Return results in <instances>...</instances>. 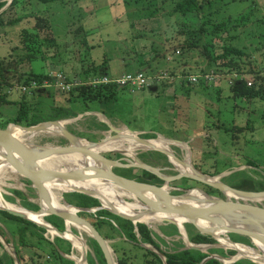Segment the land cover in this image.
I'll list each match as a JSON object with an SVG mask.
<instances>
[{
	"label": "rangeland",
	"instance_id": "rangeland-1",
	"mask_svg": "<svg viewBox=\"0 0 264 264\" xmlns=\"http://www.w3.org/2000/svg\"><path fill=\"white\" fill-rule=\"evenodd\" d=\"M3 1L6 2V5L10 2V0ZM6 5L3 7L4 9L2 8L3 10L7 8ZM222 7L227 8V14H231L233 19L238 17L240 13H252V19L264 21V0H213L210 5L205 6L200 11L186 16L173 14L171 3L168 0L163 4L162 0H138L136 3L131 2V4H124L122 0H64L63 3L57 1L49 4L39 2L24 10L25 16L23 18L25 19L20 23L15 26L5 25L4 28H0V56L12 54L16 60L24 58L23 62L18 61L20 73L46 74V77L28 81H25V78L21 81L13 80L12 85L14 86L7 92L17 90L19 94H31L34 91L46 93L47 90H51L56 93L62 91L63 86L67 91L70 88L63 85L62 80L63 82L69 80L72 84H80L82 80L95 81L104 77L111 80L106 83L107 85L118 86L119 83L116 80L120 81L123 75H135L144 69L148 75L146 77L156 79V86L158 87L156 93L150 92L147 86L141 90H135L136 88L132 85L124 87L120 85L116 92V98L112 101L90 102L86 106L77 105L76 111L87 110V112H79L76 117L60 120L64 123V128L73 136L83 139L82 145L87 143L85 140L97 141L107 137V140L101 144L113 143L123 149V153L109 151L112 149L97 152L102 158H109L112 154L119 155L116 161L120 166L111 168L112 172L118 175L130 174L127 170L136 169L130 167V164L137 161L143 162L140 156L148 162H143L144 164L155 168L163 176L173 177L177 175L175 167L171 163L170 165L162 164L158 155L154 153L155 151L146 150L143 147H133L132 141L128 137H124L128 136V133H121L126 131L123 129L126 128L127 131H143L142 133H135L142 138L153 137L152 139H154L162 136L164 139L183 142L187 147L190 164L204 175L216 177L221 182L234 184L243 182L246 176L236 172H243L253 176L256 180H263L264 99L233 98L229 88L242 82L248 86V82L252 81L251 76L248 75L250 73L255 72L264 76L262 74L264 71V60H262L264 47L260 45L261 40H263L260 38L262 37L260 34L263 35L264 33V24L257 21L258 23H249L245 27H238L236 29L238 40L232 41V43L237 44L235 46L244 48L248 56L244 62L242 61V64H247L251 60L256 61L255 64L260 69L250 72L222 71L216 67L219 62L213 63L211 60L213 56L216 57L220 53L221 41L210 42L213 43L215 50L209 46V54H206L203 46L205 40L209 43V40L219 34L218 27L220 28L221 23L225 22L218 17L216 12L220 10L226 20L228 19ZM14 16L13 11H8L5 20ZM37 17L42 19L44 24L47 22L46 19L49 20L54 41L52 45L47 41H37L32 53L41 59L30 63L24 56L26 54L24 47L19 43L20 32L28 29L32 33H38V29L34 28ZM201 26L206 27L205 32L203 37H197L198 29ZM48 33L49 31H41L39 39L42 40ZM184 41L194 43L196 46L185 52L188 58L191 57L188 59L191 62H187L191 66L190 68L198 70L196 73L188 75H196L195 78L197 79L194 81L186 79L187 75H183L184 60L182 58H179L176 63L170 58V54L177 47L176 45ZM163 55L164 58H161ZM175 55L179 57V51H176ZM208 61L211 64L210 69L201 72L200 69H205L209 64ZM139 62H145L148 64V68L146 65L141 67ZM172 67H175V70ZM93 69L96 70L95 75ZM243 70H246V67ZM153 71L158 72L155 73L156 76L150 73ZM234 74H237L238 77ZM54 75L58 81L53 82L55 85L51 86L50 80ZM150 84L154 85L155 83L152 81ZM17 97L19 96L16 93L11 95L12 100ZM59 102L62 103L60 100ZM5 109L6 111L4 110L3 113L6 117L10 116L15 107H6ZM246 124H248L247 127ZM239 126L245 127L246 130L237 133L234 127ZM110 127L117 129L119 132L118 139L109 138L115 134L110 130ZM24 138L25 143L31 146L57 147L68 144L61 134L42 132L36 133L32 137L26 135ZM167 146L180 159L186 158V150L179 144L172 143ZM127 148H130L131 152H128ZM247 161H251L259 167H251L246 164ZM176 168H178L177 165ZM254 169H258L257 171L262 175L255 174ZM135 171L132 170L131 175H138ZM163 183L164 181L161 185ZM0 187L3 190L2 197L5 200L13 198L15 196L13 191L18 190L26 196L30 204L37 205L39 210L40 198L37 190L31 182L17 173L5 170L2 174ZM190 188H199L204 192H210L213 197L224 199L222 193L212 191L207 186L190 179L183 178L167 183V191L173 195ZM56 193L60 194L61 203V197L65 201L63 192ZM197 193L201 195L199 192ZM231 199L234 200L233 197ZM236 199L242 202L241 199ZM124 200L132 202L129 198H124ZM15 201V205L20 206V199L16 198ZM245 202L251 207L255 205L260 209L264 207V200H245ZM14 203L11 202V204ZM20 207L27 209L23 206ZM1 220L0 214V229L5 231L7 238L12 237ZM143 224L150 228L154 234L169 242L179 240L186 245L179 229V236L168 238L163 235L162 230L164 228L162 226L169 223L157 219ZM50 225L52 226V224ZM72 228L75 229L76 233L71 232L86 252V262H80L82 248L79 251L74 250V261L76 264H89L88 257L92 259L94 254L86 242V237L91 236L79 227L73 226ZM45 231L44 236L55 237L48 230L45 229ZM158 231L162 236L158 234ZM230 234L246 236L238 233ZM224 237L227 238L225 235ZM248 238L253 246L229 239L233 243L250 247L258 255H263V247L250 237ZM4 242V237L0 235V259L5 263L8 262L7 258L13 259L14 251L11 243L7 246ZM106 242L109 246V242ZM143 246L151 248L149 245ZM170 246L173 247L174 245ZM177 246L178 244L175 245V247ZM208 248H204L201 252L207 253ZM217 248L222 249L226 254L228 251L233 252L232 255L226 257L213 254L222 259L220 261L222 264L249 260L243 257L238 258L237 251L232 248L225 246ZM163 249L166 250V246H163ZM111 252L115 263H117L112 249ZM21 253L27 256L32 252L21 250ZM160 256L162 257V255ZM104 261L106 264L105 257Z\"/></svg>",
	"mask_w": 264,
	"mask_h": 264
},
{
	"label": "trees",
	"instance_id": "trees-1",
	"mask_svg": "<svg viewBox=\"0 0 264 264\" xmlns=\"http://www.w3.org/2000/svg\"><path fill=\"white\" fill-rule=\"evenodd\" d=\"M57 1L60 3L64 2V0H12L9 6L0 13V28H4L5 25L15 26L20 23L23 19H25L23 18V16H25L24 10H26L27 8H31L34 4L36 5L39 2L49 4ZM122 1L124 4H131V2L136 3L138 0ZM168 1H170L171 3V11L173 14L186 16L188 14L200 11L205 6L210 5L213 0ZM165 2L166 0H162V4ZM5 5L6 2L0 0V10ZM226 9L227 8H223V12L228 16L227 20L220 10L219 12H216L218 17H220L221 20L225 21L226 23H221L220 28L218 27L219 34L209 40V43L214 41H221L219 46L220 53H218L216 57L213 56L211 60L213 61V63L219 62V65H217L216 67H219L222 71L234 70L239 72H250L259 70L260 68H257V65L255 64L256 61L251 60L248 61L247 64H242V61L244 62V59L246 57L248 58V56L246 55L244 48L242 49L241 47L235 46L237 44L232 43V41L238 40V38L236 37V29L238 27H245L249 23H258L257 21H259L261 24H264V21L252 19V13H240L238 17H235L233 19L231 14H227L228 11H226ZM8 11H13V15L15 16L13 18L10 17L9 19L5 20V15ZM46 21V24H44L42 19H40L39 17L36 18L34 28L38 29V33H32L31 31H28V29H24L20 32L21 36L19 43L20 45H22V47H24L23 49L24 51H26V54L24 56L30 63L41 59L37 58V56L32 53V50L35 48V43L37 41H47L50 45L53 44L54 38L52 37L53 34L51 31L50 22L47 19ZM205 29L206 27L201 26L198 29L199 34L197 37H201L205 32ZM41 31H49V33L45 37H43L42 40L39 39V33ZM260 36H262L260 38H263V40H261L260 42V45L264 47V33L263 35L260 34ZM209 43L206 40L204 41L203 46L206 54H209V46H212L214 48L213 43ZM176 46L177 47H175L174 51L170 54L171 60H174V63H176L179 58H182L184 60L183 75L188 76L191 73H196L198 70L191 69V66L187 63L191 62L188 61V59H191V57L188 58V55L185 54V52L195 48V44L184 41L180 42ZM176 51H179V57L175 55ZM161 58H164V55L161 56ZM23 60L24 58L16 60L12 54H9L8 56H0V129H5L8 124H15L20 127H30L44 122L60 121L65 118H73L76 117L80 112L75 110V107L77 105L83 104L84 106H86L87 103L90 102H108L116 98V92L118 89L117 85L96 84L95 86H93V81L90 79L80 81L82 84H72L68 79L67 80L69 82L66 80L65 82H63L62 80L61 82L64 85L69 86L70 88L68 91L62 89V91L60 90L56 93L55 91L52 92L51 90H47L46 93L34 91L31 94H19L17 90H15L14 92L12 90L7 92L14 86L12 85L13 80L21 81L25 78V81H28L30 79H41L43 77H46V74L40 75L34 74L32 72H30L29 74L20 73L18 61L23 62ZM262 60H264V57L262 58ZM139 65L141 67H144L146 65V68H148V64H146L145 62H139ZM210 67L211 64L209 62L206 68H202V70L200 69V71L202 72L203 70H208L210 69ZM244 67H246V70H243ZM172 68L173 70H175V67ZM93 71L95 75L96 70L93 69ZM140 72L148 76L144 69L140 70ZM150 73L152 75H155V73L157 74L158 72L153 71ZM162 74L165 75V73ZM57 81L58 79L56 75H54V77H52L50 80V85L54 86L55 84L53 82ZM229 90L233 98H240L245 100H262L264 99V76L256 75L253 78V84L251 86H247L246 83L242 82L238 85L231 86ZM15 93L19 97L12 100L11 95ZM42 99L43 101H41ZM59 100L62 103H60ZM6 107H15V110L10 114V116L5 117L3 112L4 110L6 111ZM83 112H87V110H83L80 113ZM11 126L13 125H10L9 127ZM247 126L248 124H246V127ZM234 130H236L237 133H242L246 129L245 127L239 126L234 127ZM154 153L158 155V158L162 164L170 165L167 157L164 154L156 151ZM118 157V154H112L109 156V159L117 160ZM140 159L144 163H148L143 160V157L141 156ZM246 164L251 167H259L251 161H247ZM132 170L134 171L136 169H129L127 170V172L130 174L123 173L122 175L132 178ZM257 170L254 169L253 172L255 174H260ZM136 172L138 173V175H136L134 178L140 182L159 186L162 183V180H160L157 176L150 172L140 169H137ZM236 173L245 175L246 178H244V181L239 182L238 184H234L232 182H227L225 184L229 185L232 188L245 191L264 190V179L256 180L253 176H249L246 173ZM208 188L212 191H217L211 187ZM199 193L203 195V193ZM206 193L210 195V192ZM13 194L15 196L13 198H8L6 200L7 202L14 203L16 202L15 199L19 198L20 206H23L32 211L38 210V206L30 204V202L27 201L26 196L21 191L15 190L13 191ZM177 194H180V192ZM63 197L66 203L77 208L93 209L100 206V203L97 199L81 193H64ZM0 214L2 217L1 223L6 229L9 230V232L12 234V237L7 238L3 229H0V235L4 237L7 244H12L13 251L15 252L19 264H74L73 260L67 259L62 256V254L70 255L72 252V245L69 241L55 236L53 241L51 242L45 238L44 233L46 231L44 228H41L25 219L13 216L5 211H0ZM78 215L87 220L98 231L101 237L109 242L110 248L115 253L117 264H201L204 259L213 254H218L221 257H226L227 255L233 254L232 251H228V254H226L225 251H223L222 249H218L217 247L208 248V252L204 253L194 248H188L182 241L179 240H171L169 242L166 239L154 234V232L145 224L137 223L136 225H134L131 221L120 218L119 216L114 215L104 209L96 210L95 212L80 211L78 212ZM44 220L52 224V226L58 231L62 232L65 230V223L59 217L46 216L44 217ZM162 228H164V230H162V233L165 237L169 238L179 236L178 228L173 224H166V226H162ZM184 229L188 241L193 245H211L216 242L213 238L198 232L196 228L190 223H185ZM71 231L76 233L75 229L72 227ZM229 238L234 242L253 246L251 240L246 236L229 234ZM86 242L94 254V258L91 259L88 257L89 264H104L105 261L103 253L97 242L91 237H86ZM177 244L178 246L175 247V245ZM143 245H149L151 248L144 247ZM170 245L174 246L171 247ZM163 246H166V250L163 249ZM21 250H30L32 253L25 256L21 253ZM160 255H162V257ZM7 259L8 262L5 263L0 259V264H15L12 258ZM202 264H222V262H220V260L218 259L210 258ZM232 264L257 263H253L249 260H239Z\"/></svg>",
	"mask_w": 264,
	"mask_h": 264
},
{
	"label": "water",
	"instance_id": "water-1",
	"mask_svg": "<svg viewBox=\"0 0 264 264\" xmlns=\"http://www.w3.org/2000/svg\"><path fill=\"white\" fill-rule=\"evenodd\" d=\"M12 0L6 5L9 6ZM4 9V8H3ZM0 10V12L3 11ZM149 91L155 92L157 87H150L148 88ZM60 121H50L40 123L35 126L30 127H20L15 124H8L5 129H0V147L2 148V158L6 164L14 169V171L20 175L21 177L25 178L29 182L32 183L33 187L37 190V193L40 198V202L43 199L46 203L49 204V195L46 189L43 188L42 183L48 182V184L52 185H61L64 184L63 180L67 178L73 179H94L102 184H112L114 187L124 191L125 193L131 195L130 199H136L141 204L145 206V210L143 211H135L131 214H124L119 212L116 206L110 202L106 201V197L101 194L100 192L94 189L88 188H80V187H71L69 190L64 191L63 193L69 192H76L87 195L89 197L95 198L100 203V206L93 209H80L75 208L77 211H96L98 209H105L110 213L119 216L120 218L126 219L131 221L133 224L136 223H145L142 222V218H154L159 213L169 212L172 215L169 217H161L160 220L163 222L173 224L178 227L180 230L181 235L186 243L188 248H194L198 250H203L204 248L208 247H224V245L220 242L219 238H217L218 231H224L225 236H227V240L234 245L237 243H233L228 238V234L230 233H238L243 234L255 242L259 243L263 247V255H260L261 258L257 257H243L251 260L254 263L262 264L264 261V207L262 209L258 208L256 205L251 207L245 200L252 201V200H264V190L263 191H245L239 190L230 187L229 185L221 182L216 177H212L209 175H204L203 173L196 170L194 166L191 165L194 173H187L181 172L180 170L176 169L175 162L179 164H184L185 158L180 159L176 156L172 150L170 149L171 154H168L167 151L157 148H148L150 151H156L164 154L169 163L175 167L177 172L176 176L173 177H166L163 176L161 173L158 172L153 167H150L144 164L141 161H137L135 163H131L130 167H134L136 169L144 170L150 172L157 176L160 180L164 181L163 185H153L144 182H140L134 179H130L112 172L111 168L120 166L118 161L112 160L109 158H102L99 154L92 149H89L82 145L73 144L71 140H83L79 137L73 136L70 132H68L65 128L61 131V136L64 137L68 144L65 146H57V147H49V146H31V145H24L21 141L11 136L8 132V128L10 125L20 128L27 133L34 132L39 129L40 126L44 124H57ZM110 130L113 131L115 134L113 136H109L112 139L119 138V132L117 129L110 127ZM130 131V130H128ZM134 133L133 131H130ZM154 139H157L154 138ZM107 140V137L103 139H99L97 141H87L88 144L98 145ZM136 140L140 142H146L152 140L151 138H142L136 135ZM171 140V139H167ZM175 141V140H174ZM178 142V141H175ZM183 143V142H178ZM147 150V149H146ZM119 152L120 151H115ZM66 155H81L83 157V170H68V171H52L50 169H44L39 166H35V162L38 160H43L50 158L51 156H66ZM88 161H96L99 162L103 166H90ZM129 167V166H127ZM190 179L197 183H201L208 187H211L218 192L224 195V199L213 197L203 190L199 188H192L187 189L181 192L180 194L173 195L167 191V183L172 180L178 179ZM43 181V182H42ZM150 189L154 192L152 194ZM196 189L201 191L208 199V203L211 204L209 206H199L192 204L193 201L202 203L200 198L196 197L195 195L191 194L192 190ZM231 192L233 194L234 200L228 198L226 196V192ZM236 198L242 200L239 202ZM63 199V198H62ZM70 206V205H68ZM0 210L5 211L13 216L25 219L30 221L37 226L48 230L49 232H54L59 237H62L70 242L71 239L66 238L65 235H72L74 238L76 237L69 228H67L68 222H73L76 225H84L86 227V232L99 244L102 252L104 253V257L106 260V264H117L113 259V255L111 252L110 247L108 246L107 242L101 237V235L95 230V228L86 220L82 219L78 216V214H70L68 212L55 210L50 206V209L44 211L41 203H39V210L32 211L42 215L43 219L45 216L53 215L57 216L64 220L65 222V231L61 232L57 229L53 228L50 224L45 222L39 223L36 222L28 217L25 212L17 211L8 208H1ZM190 223L192 224L198 232L201 234L207 235L213 238L216 241V244L213 245H193L191 244L187 237L186 232L184 230L183 224ZM209 223L210 225H206ZM82 241V240H81ZM7 246L6 242H4ZM234 249V248H232ZM237 251L236 249H234ZM238 252V251H237ZM210 258H215L218 260H222L217 256H210L204 259L202 263L207 261ZM15 264H19L16 258L15 252L13 257ZM80 262H86V252L82 248V256ZM228 263V262H227Z\"/></svg>",
	"mask_w": 264,
	"mask_h": 264
},
{
	"label": "bare ground",
	"instance_id": "bare-ground-1",
	"mask_svg": "<svg viewBox=\"0 0 264 264\" xmlns=\"http://www.w3.org/2000/svg\"><path fill=\"white\" fill-rule=\"evenodd\" d=\"M63 128H64V123L58 122L57 124H52V123L44 124V125L40 126L39 129H37L36 131L30 132V133H27L24 130H21L20 128L13 127V126L8 128V132L11 136L18 139L19 141H21L25 145L26 140L24 137L26 135H28V137H32L34 134L42 133V132L43 133L61 134V131ZM123 129H125L126 131L121 132V133H125V132L128 133V136L126 135L124 137H128L130 139V141H132V143L134 144L132 146L135 148L136 147H143L146 149L157 148V149L165 150V151H167L168 154H171L170 149L168 148L167 145L172 144V143L179 144L180 146H182V148H184L186 150V158H185L186 160H185L183 165L182 164L180 165L179 163L175 162V164L179 168V169L178 168H176V169L180 170L181 172H187V173H191V174L194 173L191 165L189 164L188 151H187V147L184 143H178V142H175L174 140H167L161 136H158L157 139H152V140H149V141H146L143 143V142L136 140V134L131 133L130 131H127L126 128H123ZM81 141L82 140H77V139L71 140V142L73 144H77V145H82ZM26 145H28V144H26ZM82 146H85L89 149H92L95 152H100L103 150L107 151L108 149H112L109 151H120L123 153V151H122L123 149H120L118 146H115L113 143H104V144H98V145L86 143L85 145H82ZM127 151L131 152V149L127 148ZM127 153H124V154H127ZM83 160L84 159L81 155L51 156L50 158L36 161L35 166L36 167L39 166V167L44 168V169H50L52 171H62V172L68 171V170H83L84 169ZM88 164L90 166H94V167H98V166L104 167V165H101L99 162H96V161H88ZM5 170H10L12 173L15 172L14 169L12 167H10L8 164H6L5 161L3 160L2 148L0 147V174H1L0 175V183L2 182V174L4 173ZM63 182H64V184H61V185H56V184L52 185V184H48V182L42 183L43 188L46 189V191L48 192V195L50 197L49 204L46 203L43 199L40 202L44 211L49 210L50 206H51L55 210L68 212L72 215H74L75 213L78 214L79 211H77L75 208H73L71 206H68V204L62 199V197H61V201H62V203H61L60 202V194L56 193V192L67 191L71 187L94 189V190L100 192L101 194H103L106 197V201L112 202L117 207L116 209L119 212L124 213V214H131L132 212H135V211L145 210V206L143 204H141L136 199H131L132 200L131 203L126 202L124 200V198L130 199L132 196L125 193L124 191L114 187L112 184H102L101 182L94 180V179H76V178L75 179L67 178V179L63 180ZM0 189H1L0 190V193H1L0 194V209L1 208H8V209H13V210H17V211H22V212H25L30 219H32L36 222H39V223H44L43 222L44 219H43L42 215L35 213V212H32V211H28V210L20 207L19 205H15V204H11V203L7 202L2 197L3 190L1 187H0ZM150 192L152 194H154V192L151 189H150ZM197 192H201V191L193 189L191 194L200 198L201 199L200 201L202 203H198V202L193 201L192 204L199 205L201 207L211 205L208 203L209 199L204 194L199 195ZM225 194L228 198L236 197V196H233V194H231V192H229V191L226 192ZM171 215L172 214L169 212H164V213H159L158 215H156L154 218H151V219L146 218V217L142 218L141 221L145 222V223H149V222H153L154 220H157V219L160 220L161 217H169ZM206 225H210V224L206 223ZM66 226L70 230H71V227H73V226L79 227L80 229H82L84 231L86 230V227L84 225H76V224H73V222H68V224ZM50 233L52 236L53 235L58 236L54 232H50ZM224 234H225L224 231H218L217 238H219L220 242L226 248L236 249L238 251L237 252L238 258L246 257V256L253 257V258L254 257L261 258L260 255H258L250 247H247L245 245H240V244H237V245L232 244L231 242H229L227 240V238L224 237ZM65 237L72 240V244L75 245L77 250L82 248L81 244L72 235L67 234V235H65ZM262 264H264V261Z\"/></svg>",
	"mask_w": 264,
	"mask_h": 264
},
{
	"label": "built area",
	"instance_id": "built-area-1",
	"mask_svg": "<svg viewBox=\"0 0 264 264\" xmlns=\"http://www.w3.org/2000/svg\"><path fill=\"white\" fill-rule=\"evenodd\" d=\"M262 74H264V71L262 72ZM234 75H237V74H234ZM248 75L251 76L250 79H252V81L248 82V86H251L253 84V78L256 75L260 76L259 73H250ZM195 77H197V76L196 75H190V76H186V79H190V80L194 81L195 79H197ZM237 77H238V75H237ZM109 81H111V80H109L107 77H104V78H100V79L93 81L92 85L106 84ZM116 81H117V83H119L118 86L122 85L124 87L126 85H132L133 87L136 88L135 90H141V89L145 88L146 86H148L150 84V82L156 81V79L151 78V77H146L142 73H137L135 75H123V77L120 79V81L119 80H116ZM62 89H64V86Z\"/></svg>",
	"mask_w": 264,
	"mask_h": 264
},
{
	"label": "crops",
	"instance_id": "crops-1",
	"mask_svg": "<svg viewBox=\"0 0 264 264\" xmlns=\"http://www.w3.org/2000/svg\"><path fill=\"white\" fill-rule=\"evenodd\" d=\"M154 87H157L156 85L154 86ZM149 88V87H148ZM158 91V87H157V89H156V91L155 92H152V93H156ZM151 92V91H150ZM14 127V126H13ZM135 133H142L143 131H134ZM162 137V136H161ZM1 175V174H0ZM27 210V209H26ZM84 231V230H83ZM86 232V231H85ZM158 234H160V232L158 231ZM160 236H162L161 234H160ZM49 241H53V239H54V237L53 238H48V236H45ZM59 237V236H58ZM66 240V239H65ZM68 241V240H67ZM70 242V241H69ZM70 244L72 245V248H73V250H72V252H71V254L70 255H65V254H62V256L63 257H66L67 259H70V260H73L74 261V250H76L77 248L75 247V245H73L72 244V242H70ZM79 251V250H78ZM74 264H76V262L74 261Z\"/></svg>",
	"mask_w": 264,
	"mask_h": 264
},
{
	"label": "clouds",
	"instance_id": "clouds-1",
	"mask_svg": "<svg viewBox=\"0 0 264 264\" xmlns=\"http://www.w3.org/2000/svg\"><path fill=\"white\" fill-rule=\"evenodd\" d=\"M142 74H143V73H142ZM143 75H144V74H143ZM145 76H146V75H145ZM156 82H157V81H154V83H155L154 85L149 84L147 87L150 88V87H153V86L157 85ZM118 87H120V86H118ZM151 139H152V138H151Z\"/></svg>",
	"mask_w": 264,
	"mask_h": 264
},
{
	"label": "flooded vegetation",
	"instance_id": "flooded-vegetation-1",
	"mask_svg": "<svg viewBox=\"0 0 264 264\" xmlns=\"http://www.w3.org/2000/svg\"><path fill=\"white\" fill-rule=\"evenodd\" d=\"M137 170V169H136ZM136 172V171H135ZM121 176H123V175H121ZM136 175H132V178H130V179H134V180H136L134 177H135ZM124 177H127V176H124ZM127 178H129V177H127ZM138 181V180H137Z\"/></svg>",
	"mask_w": 264,
	"mask_h": 264
}]
</instances>
